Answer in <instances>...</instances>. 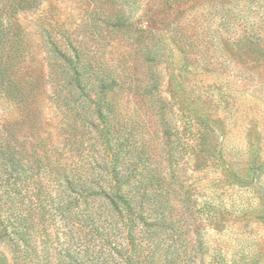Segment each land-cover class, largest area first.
I'll return each mask as SVG.
<instances>
[{
  "label": "trees",
  "instance_id": "1",
  "mask_svg": "<svg viewBox=\"0 0 264 264\" xmlns=\"http://www.w3.org/2000/svg\"><path fill=\"white\" fill-rule=\"evenodd\" d=\"M44 1L0 0V88L28 109L24 121L34 100L15 72L24 43L15 16ZM78 6L83 38L58 21L40 27L53 57L47 82L61 115L60 146H30L27 133L0 123V243L10 252L0 254V264H208L198 199L178 168L182 152L194 149L236 177L222 161L219 107L215 116L214 99L202 86L194 98L178 101L164 96L158 76L157 84L132 79L142 70L129 64L130 57L138 61L140 54L142 67L145 55L153 61L149 46L127 35L144 29L114 0ZM171 24L184 83L191 65L218 69L198 18ZM113 32L132 45L120 48L117 58L109 49ZM171 54L168 49L161 57ZM181 90L188 92L186 84ZM258 92L264 97V84ZM151 117L160 127L159 145L148 131ZM223 262L213 255L209 264Z\"/></svg>",
  "mask_w": 264,
  "mask_h": 264
},
{
  "label": "rangeland",
  "instance_id": "2",
  "mask_svg": "<svg viewBox=\"0 0 264 264\" xmlns=\"http://www.w3.org/2000/svg\"><path fill=\"white\" fill-rule=\"evenodd\" d=\"M81 1L45 0L38 9L19 12L15 16L24 37L21 63L15 72L27 89L29 86L33 89L31 98L34 102L29 119L24 121L28 109L9 99L0 88V123L27 133L30 146L47 145L54 149L62 140L61 115L47 82L48 65L53 57L40 27L58 21L83 38L78 6ZM114 1L123 7L132 23L144 29V32L137 30L127 35L134 40L140 37L149 46L153 59L149 64L145 55L142 67L140 54L138 61H134V56L130 57L129 64L135 63L142 70L132 79L142 78L146 83L154 81L155 84L160 81L164 96H176L178 101L183 97L194 98L196 90L202 86L214 99L212 109L215 116L219 107L215 118L223 136L222 161L226 166L231 165L236 177L220 168L215 159L194 149L182 152L178 168L179 175L187 178V185H193L190 190L193 200L198 199V223H202L201 234L207 244L204 257L208 264L213 255L225 264H264V220L256 219L257 215L264 214V97L258 92V87L264 84V0ZM193 17L198 18L201 29H208L206 39H212L210 61H217L218 69L205 71L191 65L184 83V74L181 78L178 72L182 55L173 44V34L177 30L171 22ZM123 35L113 32L108 37L112 44L109 49L115 58L119 57L121 49L132 48L131 41L124 39ZM168 49L171 56L162 58L161 53ZM108 56L112 58L109 51ZM184 84L188 92L181 90ZM33 85L38 86L33 88ZM147 113L151 114L150 111ZM148 131L151 135L156 134L157 145L161 144L160 127L153 117ZM161 147L157 146L159 150ZM157 161L162 163L159 157ZM255 211L258 212L250 214ZM0 254L10 257L4 243H0Z\"/></svg>",
  "mask_w": 264,
  "mask_h": 264
}]
</instances>
